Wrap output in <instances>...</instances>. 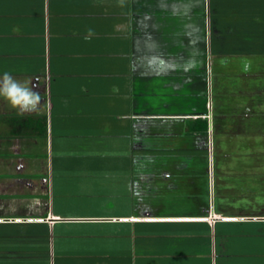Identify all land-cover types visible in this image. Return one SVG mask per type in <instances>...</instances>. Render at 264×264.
Listing matches in <instances>:
<instances>
[{"label": "crops", "instance_id": "1", "mask_svg": "<svg viewBox=\"0 0 264 264\" xmlns=\"http://www.w3.org/2000/svg\"><path fill=\"white\" fill-rule=\"evenodd\" d=\"M6 71L0 264H264V0H0Z\"/></svg>", "mask_w": 264, "mask_h": 264}, {"label": "clouds", "instance_id": "2", "mask_svg": "<svg viewBox=\"0 0 264 264\" xmlns=\"http://www.w3.org/2000/svg\"><path fill=\"white\" fill-rule=\"evenodd\" d=\"M92 35L93 32L89 29L85 39ZM0 99L5 100L21 116L38 111L42 101L41 95L29 81H19L7 71L0 75Z\"/></svg>", "mask_w": 264, "mask_h": 264}, {"label": "rangeland", "instance_id": "3", "mask_svg": "<svg viewBox=\"0 0 264 264\" xmlns=\"http://www.w3.org/2000/svg\"><path fill=\"white\" fill-rule=\"evenodd\" d=\"M3 125V126H2ZM5 125H4V122L0 121V132L1 134H7L6 131H5ZM30 162V159H22V161H19L18 160V157H8V158H5L3 159V157H0V164L2 165H11L12 167L14 166H20L22 165L23 163H29ZM14 183V182H13ZM3 193V192H7V188L4 186L1 190H0V193ZM41 203V201H40Z\"/></svg>", "mask_w": 264, "mask_h": 264}]
</instances>
